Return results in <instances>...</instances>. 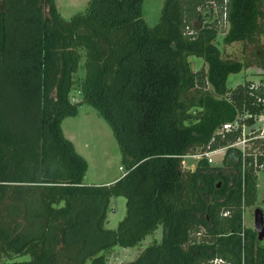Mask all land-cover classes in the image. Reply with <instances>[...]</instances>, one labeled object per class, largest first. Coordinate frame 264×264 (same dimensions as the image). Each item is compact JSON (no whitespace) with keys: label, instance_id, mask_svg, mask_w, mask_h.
Segmentation results:
<instances>
[{"label":"trees","instance_id":"trees-1","mask_svg":"<svg viewBox=\"0 0 264 264\" xmlns=\"http://www.w3.org/2000/svg\"><path fill=\"white\" fill-rule=\"evenodd\" d=\"M142 3L89 0L66 19L55 0H0V264H109L113 248L135 247L160 225L161 239L126 264H264V245L243 224L264 138L245 159L229 148L231 169L207 160L181 169L190 149L238 140L241 130L216 134L226 122L264 115V84L228 87L248 65L217 42L223 32L225 45L258 43L264 0H165L154 26ZM191 56L207 68L195 71ZM82 103L120 145L125 173L111 184L85 183L88 160L64 135ZM118 196L126 215L109 229Z\"/></svg>","mask_w":264,"mask_h":264},{"label":"rangeland","instance_id":"rangeland-1","mask_svg":"<svg viewBox=\"0 0 264 264\" xmlns=\"http://www.w3.org/2000/svg\"><path fill=\"white\" fill-rule=\"evenodd\" d=\"M59 11L62 15L69 19L77 12L85 11L88 6L89 0H55ZM165 0H143L142 8L143 14L149 25H156L162 15V10ZM224 30L227 26L223 25ZM223 32L217 39L218 45L222 50L224 57H232L236 60L245 62L248 67L242 69L238 73L230 74L227 85L228 87H236L238 84L250 81L253 86L264 84V35L259 38L258 43H233L225 45L221 42ZM216 42V43H217ZM192 63L193 69L199 70L202 67L207 68L202 58L191 56L189 58ZM78 74L75 79L85 74V67L83 61L81 63ZM210 88V87H209ZM81 94L76 91L74 101L81 100ZM248 115V114H245ZM240 116L243 122L246 117ZM249 117V116H248ZM244 118V119H243ZM264 125V115L255 117L253 125L246 123L245 135L246 142H238L235 145H222L217 152L212 154L214 159L211 165H222L223 169H231L230 166L224 161L226 153L229 148L233 147L240 149L245 159L246 155L256 154L258 152V139H262L260 135V128ZM62 129L64 135L71 140L76 150L88 160V171L85 177L86 184H111L119 180L125 173L122 167L121 158L122 152L118 141L116 140L110 125L100 116L97 110L87 104L82 103L79 105V112L76 116H68L62 122ZM203 148H192L184 157L181 169L183 171H195L206 160L201 156ZM260 151V150H259ZM201 156V157H200ZM243 159V161H244ZM244 165V164H243ZM237 176H241L239 170L236 172ZM258 176V195L257 200L253 205L245 207L243 213V224L247 228L255 230L254 226V212L256 208H262L264 211V166H260L257 170ZM126 197L118 196L113 197L111 201L110 210L108 212V221L106 228L116 229L120 221L125 217L127 206ZM162 226L153 233L148 235L141 244L135 247H115L109 255V264H126L134 260L142 250L150 245L154 239L160 240L162 237ZM256 231V230H255ZM258 236V234H257ZM264 245V240H258Z\"/></svg>","mask_w":264,"mask_h":264},{"label":"built area","instance_id":"built-area-1","mask_svg":"<svg viewBox=\"0 0 264 264\" xmlns=\"http://www.w3.org/2000/svg\"><path fill=\"white\" fill-rule=\"evenodd\" d=\"M240 116L241 115H239L237 117V119L234 121L226 122L225 124H223L220 128L217 129L216 134L224 136L225 134H227L229 132L241 130V136L238 138V141L239 142L243 141L242 143L246 142V135H245V131H244L246 129V123L243 122L242 118H239ZM248 116H251V115H249V114L245 115L246 118ZM260 135L262 137H264V125L260 128ZM236 143H238V142H235V144ZM235 144H232V145H235ZM218 148L219 147L212 148L211 144H208L206 146V148L204 149L203 153L201 154V156H204L202 158H205L208 163H213L214 159L212 157V154L217 152L219 150ZM185 157H188V155H186ZM224 214L228 215L229 212H225ZM210 263L211 264H234L232 261H230V260H228L222 256H216L214 259L211 260ZM239 264H245L243 257H242V260Z\"/></svg>","mask_w":264,"mask_h":264},{"label":"water","instance_id":"water-1","mask_svg":"<svg viewBox=\"0 0 264 264\" xmlns=\"http://www.w3.org/2000/svg\"><path fill=\"white\" fill-rule=\"evenodd\" d=\"M254 226L258 234V240H264V211L262 208H256L254 212Z\"/></svg>","mask_w":264,"mask_h":264}]
</instances>
